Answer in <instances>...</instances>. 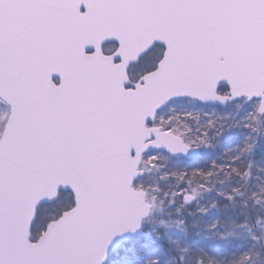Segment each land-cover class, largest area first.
I'll list each match as a JSON object with an SVG mask.
<instances>
[{
    "label": "snow or ice",
    "instance_id": "snow-or-ice-1",
    "mask_svg": "<svg viewBox=\"0 0 264 264\" xmlns=\"http://www.w3.org/2000/svg\"><path fill=\"white\" fill-rule=\"evenodd\" d=\"M0 264H264V0H0Z\"/></svg>",
    "mask_w": 264,
    "mask_h": 264
}]
</instances>
